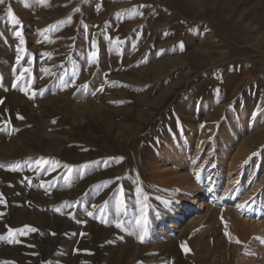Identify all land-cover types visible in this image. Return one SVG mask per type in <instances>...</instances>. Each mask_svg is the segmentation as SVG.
Here are the masks:
<instances>
[{
    "label": "rangeland",
    "instance_id": "1",
    "mask_svg": "<svg viewBox=\"0 0 264 264\" xmlns=\"http://www.w3.org/2000/svg\"><path fill=\"white\" fill-rule=\"evenodd\" d=\"M0 128V264H264V0H5Z\"/></svg>",
    "mask_w": 264,
    "mask_h": 264
},
{
    "label": "bare ground",
    "instance_id": "2",
    "mask_svg": "<svg viewBox=\"0 0 264 264\" xmlns=\"http://www.w3.org/2000/svg\"><path fill=\"white\" fill-rule=\"evenodd\" d=\"M224 139L225 140H222L220 142L221 145H223L225 143H227L229 145V144H231L234 141L235 138L233 137V135L228 133L227 135L224 136ZM198 142H200V141H198ZM183 143H184V145L188 144L186 142V140H185V142L183 141ZM169 145H170L169 146V150L167 148L165 154L163 155V159H162L163 165H167V161H170L172 159V157L175 156L176 152H179V151H182V150H186V148H183V147L181 148V145H180L179 142H172V143H169ZM243 148H244V150L245 149L247 150L249 147L248 146H246V147L244 146ZM77 152H76V150H74L71 155H72V160L78 163V160L80 159V155ZM221 153H223V151ZM181 154H182V152H181ZM235 163H234L235 165L230 166L231 167L230 169L232 171L235 168H237L238 166H239V168H241L245 164H247L242 159H239L238 162L236 161ZM159 183L161 184V183H164V182L161 181ZM164 184L168 185L167 182H165ZM212 189H213V184L209 185V184L202 183V182H195V183L190 184L189 186L181 187L179 189V192H177L178 195L176 197H174V201H175V204H176L177 216L172 221L169 222L168 229L163 231L162 235L164 237L170 235V232L172 230L179 229L181 227V224L186 222L188 215L191 214V213H194L195 210L198 209L199 203H200V200H201L200 198H201L202 194L209 193V195H208L209 196V200H207L208 203H209V201L212 200L211 197H213V194H212L213 190ZM76 195H78V191L76 192L75 196Z\"/></svg>",
    "mask_w": 264,
    "mask_h": 264
},
{
    "label": "snow or ice",
    "instance_id": "3",
    "mask_svg": "<svg viewBox=\"0 0 264 264\" xmlns=\"http://www.w3.org/2000/svg\"><path fill=\"white\" fill-rule=\"evenodd\" d=\"M5 3V0H0V4H4ZM77 11H79V9H77ZM8 13L9 15H12V12H11V9L9 8L8 9ZM12 19L14 22L16 23H19V21L17 20L16 16L15 15H12ZM69 20H71V17H69ZM17 36H20V33L17 32L16 33ZM23 43V41H21ZM93 48L96 47L95 45V41H93ZM180 49L183 50V43L181 42L180 44ZM97 53L95 51L91 52L90 53V56L93 58L92 62L95 63V57H96ZM13 87H16V85L14 84ZM86 87V86H85ZM18 119H23L22 116H19L17 117ZM5 129L3 128H0V131H4ZM13 131H19V129H13ZM118 160H122L123 158H117ZM38 166H42L43 163H47L46 161H43V158H41L40 161H37L36 162ZM0 167H2V165H0ZM65 167L67 168L68 166L65 165ZM69 171H71V168L68 169ZM197 179H199V174H197ZM141 189H138V192H140ZM0 198H2V194H0ZM0 202H3L2 199H0ZM89 215H91V213H89ZM137 223L141 226V229H142V233H141V236H140V239L141 241H143L144 239V233H146L147 231V217L146 215L142 216V218L137 221ZM117 228H120L121 227V223L119 221H117L116 225H115ZM24 228H26L29 232H36L37 229L35 227H32V226H29V225H25ZM13 233H20L21 235L24 234V231L23 229H12V228H8V236H0V240H7L9 243H13V242H19V241H16L14 238L13 239H9V237L13 236ZM227 235V233H226ZM239 242V241H237Z\"/></svg>",
    "mask_w": 264,
    "mask_h": 264
}]
</instances>
